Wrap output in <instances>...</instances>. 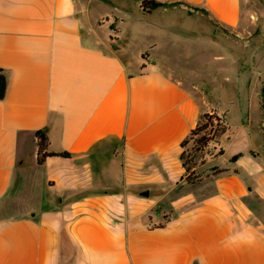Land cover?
<instances>
[{"label": "crops", "instance_id": "obj_1", "mask_svg": "<svg viewBox=\"0 0 264 264\" xmlns=\"http://www.w3.org/2000/svg\"><path fill=\"white\" fill-rule=\"evenodd\" d=\"M157 1L180 4L141 9L241 17L238 0ZM97 4L0 0V264H264V98L232 135L217 111L226 131L188 181L181 143L211 109L160 64L133 67ZM38 130L71 156L38 164Z\"/></svg>", "mask_w": 264, "mask_h": 264}, {"label": "rangeland", "instance_id": "obj_2", "mask_svg": "<svg viewBox=\"0 0 264 264\" xmlns=\"http://www.w3.org/2000/svg\"><path fill=\"white\" fill-rule=\"evenodd\" d=\"M238 1L241 17L234 29L214 25L205 16H188L179 9L144 12L134 0L122 5L119 0L95 3L109 16L122 17L123 22L115 23L119 27L115 34L120 39L117 43L123 46L120 53L133 67L139 61L160 64L166 75L193 90L211 109L210 113L227 111L232 135L242 124L244 111L258 125L261 123L264 98V0ZM92 7L98 12L97 6ZM220 117L225 121L222 114ZM195 138L185 146L189 153L196 148ZM211 143L197 151L195 168L204 164ZM115 146H104L105 163ZM17 199L19 202V195Z\"/></svg>", "mask_w": 264, "mask_h": 264}, {"label": "trees", "instance_id": "obj_3", "mask_svg": "<svg viewBox=\"0 0 264 264\" xmlns=\"http://www.w3.org/2000/svg\"><path fill=\"white\" fill-rule=\"evenodd\" d=\"M180 4L179 2L165 3L157 0H141L140 6L144 10H153L156 8H168ZM6 87V81L4 76L0 75V98L3 97ZM208 128H210L208 130ZM226 131V124L223 119L215 114L210 112H203L200 115L197 125L190 131V134L182 141L181 147L182 152L180 154V159L182 165L186 172V177L188 181L193 182L196 178L195 173L192 171L196 166L195 157L197 151H201L207 147V145L214 141L216 136ZM37 137V162L38 164H43L44 160L47 157L52 156H61V157H70L71 154L67 151L55 152L48 150L49 142L47 135L38 130L35 132ZM196 142V148L190 153L186 151V144L194 137ZM161 225V224H160Z\"/></svg>", "mask_w": 264, "mask_h": 264}, {"label": "water", "instance_id": "obj_4", "mask_svg": "<svg viewBox=\"0 0 264 264\" xmlns=\"http://www.w3.org/2000/svg\"><path fill=\"white\" fill-rule=\"evenodd\" d=\"M140 195H142V196H148L149 195V191L148 190L142 191V192H140Z\"/></svg>", "mask_w": 264, "mask_h": 264}]
</instances>
